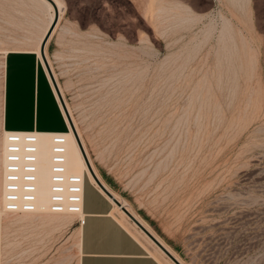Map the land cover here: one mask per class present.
I'll list each match as a JSON object with an SVG mask.
<instances>
[{
    "label": "rangeland",
    "instance_id": "374dc122",
    "mask_svg": "<svg viewBox=\"0 0 264 264\" xmlns=\"http://www.w3.org/2000/svg\"><path fill=\"white\" fill-rule=\"evenodd\" d=\"M66 4L45 56L100 180L183 264H264V0ZM28 11L0 0V102ZM77 226L5 213L0 264H77Z\"/></svg>",
    "mask_w": 264,
    "mask_h": 264
},
{
    "label": "crops",
    "instance_id": "0c3cea01",
    "mask_svg": "<svg viewBox=\"0 0 264 264\" xmlns=\"http://www.w3.org/2000/svg\"><path fill=\"white\" fill-rule=\"evenodd\" d=\"M60 1L62 12L58 13L56 24L43 45L44 55L49 44H53L54 32L66 8L68 15L66 0ZM22 2L30 10L27 15L30 31L26 36L33 44L28 48L9 49L3 54L1 128L4 131L63 132L68 124L37 52L39 40L47 27L48 12L41 0ZM34 6L36 14L32 15ZM85 188L88 190L86 196ZM112 208L109 197L103 195L88 179L86 184L82 182L77 264H165L157 253L161 261L152 254L153 249L145 241L138 239L112 215Z\"/></svg>",
    "mask_w": 264,
    "mask_h": 264
},
{
    "label": "built area",
    "instance_id": "2783aa9c",
    "mask_svg": "<svg viewBox=\"0 0 264 264\" xmlns=\"http://www.w3.org/2000/svg\"><path fill=\"white\" fill-rule=\"evenodd\" d=\"M68 131L69 127L66 126L63 132H2L0 199L1 208L5 213L23 214L37 211V134H46L48 140L47 212L72 214L75 216L77 225L81 224L82 182L86 173L85 171L79 174L66 171L65 144Z\"/></svg>",
    "mask_w": 264,
    "mask_h": 264
},
{
    "label": "bare ground",
    "instance_id": "6f19581e",
    "mask_svg": "<svg viewBox=\"0 0 264 264\" xmlns=\"http://www.w3.org/2000/svg\"><path fill=\"white\" fill-rule=\"evenodd\" d=\"M44 7L46 8V11L48 12V22L47 26L49 24V21L52 18V10L50 5L45 1L42 0ZM56 8H57V19H58V13L60 14L61 9V1L60 0H53ZM47 28V27H46ZM45 28V29H46ZM45 31V30H44ZM44 33V32H43ZM40 41V40H39ZM38 44V43H37ZM39 46V45H38ZM38 52V49H37ZM44 55V50H43ZM45 57V55H44ZM45 61L48 67V77L50 79V82L52 84V87L54 89V92L56 96H58V101H60V108L62 110V113L64 115V118L67 122V126L69 127V131L66 132V144H65V157H66V171L70 173H77L79 174L81 171H85L86 176L88 177L90 183L96 187L103 195H105L99 186L98 183L110 194V200L112 201V215L114 216L117 214L119 218L123 222L130 225L132 228L136 230V232L143 237L154 249L157 253H159L160 256H162L167 263L169 264H175L167 255L163 252V250L157 245H161L179 264H183L177 257H175L165 246V244L162 243L160 239H158L156 236H154L147 227H145L140 220L127 208L126 204L120 199L117 198V196L110 191L108 187L105 186V184L100 180L98 177L96 171L93 168V165L90 161V159L87 156V153L83 147V144L81 142V139L79 137V134L77 133V130L75 128L74 122L71 118V115L69 113V109L65 102L62 100L61 92L59 90V87L57 86V83L55 81V78L53 76V73L49 67V63L47 62V59L45 57ZM4 132V130H3ZM37 145H38V172H37V183H36V207L37 211L34 213H23L20 214L21 216L24 215H31V214H40V213H47L50 215H64V216H74L72 214H57V213H49L46 209L47 204V155H48V140L46 134H37ZM84 154V155H83ZM0 162H1V156H0ZM125 211L131 216V218L125 213ZM5 215V212L1 208V199H0V216ZM27 217V216H25ZM75 217V216H74ZM152 237V238H151ZM154 239V240H153ZM165 256L167 258H165Z\"/></svg>",
    "mask_w": 264,
    "mask_h": 264
},
{
    "label": "water",
    "instance_id": "95a60500",
    "mask_svg": "<svg viewBox=\"0 0 264 264\" xmlns=\"http://www.w3.org/2000/svg\"><path fill=\"white\" fill-rule=\"evenodd\" d=\"M51 7L52 10V18L49 21V24L47 26V28L45 29L43 36L39 42V48H38V54H39V58L41 60V63L44 67L45 73L48 74V67L45 61V57L43 55V45L45 43V41L47 40V38L49 37V35L51 34L56 21H57V8L53 2V0H45ZM57 100H58V96H57ZM60 104V101H58ZM84 155V154H83ZM97 185L99 186V188L101 189V191L107 196V197H111L110 194L98 183L97 181ZM125 213L131 218V216L125 211ZM152 238V237H151ZM154 240V239H153ZM157 245L163 250V252L167 255V257H169L175 264H179L163 247H161V245H159L157 243Z\"/></svg>",
    "mask_w": 264,
    "mask_h": 264
}]
</instances>
